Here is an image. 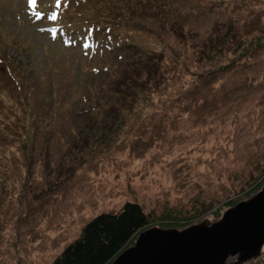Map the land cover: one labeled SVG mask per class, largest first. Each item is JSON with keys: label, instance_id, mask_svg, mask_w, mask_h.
Masks as SVG:
<instances>
[{"label": "rangeland", "instance_id": "obj_1", "mask_svg": "<svg viewBox=\"0 0 264 264\" xmlns=\"http://www.w3.org/2000/svg\"><path fill=\"white\" fill-rule=\"evenodd\" d=\"M36 3L0 0V264H50L127 201L213 223L264 185V0ZM98 10L123 39L85 48Z\"/></svg>", "mask_w": 264, "mask_h": 264}, {"label": "water", "instance_id": "obj_2", "mask_svg": "<svg viewBox=\"0 0 264 264\" xmlns=\"http://www.w3.org/2000/svg\"><path fill=\"white\" fill-rule=\"evenodd\" d=\"M264 250V185L213 223L149 227L110 264H244ZM235 257L233 262H227Z\"/></svg>", "mask_w": 264, "mask_h": 264}, {"label": "trees", "instance_id": "obj_3", "mask_svg": "<svg viewBox=\"0 0 264 264\" xmlns=\"http://www.w3.org/2000/svg\"><path fill=\"white\" fill-rule=\"evenodd\" d=\"M110 5L116 6L114 3H110ZM153 7L161 9L162 2L154 3ZM98 11L99 13L96 14V17L103 18L100 20L101 23L97 21L99 26L96 27V31L95 28L92 30L93 35L90 36L88 31L87 35H84V38L87 37L89 41L97 44L98 41L96 38L105 37L107 41H109L111 39L115 40L116 36L118 39H123L118 35V31H124L127 27L126 24L121 23L119 18L111 17L110 12ZM56 13L58 15L59 11H56ZM100 24H103V27H101ZM97 31H99V33H96ZM118 39L116 40L118 41ZM117 43L113 44L109 51L116 50V47L127 45L133 47L132 45H134L132 43L127 44V42H119V46H116ZM237 46L239 47V44ZM118 89L119 86H113L109 89L108 93L113 97L121 96V105L125 103L124 99L127 98L124 97L125 95ZM255 187L252 185L245 194L250 196L256 189ZM236 202H238V199L228 201L229 206L234 205ZM191 219V217H188L183 221H173V223L161 220L158 225H160L161 228H183L192 222ZM152 224L156 225V223L151 221L150 217L144 212L139 203L127 201L115 213H99L91 218L82 227L79 236L64 247L50 264H110L123 250L133 244L134 239L140 232L149 228ZM259 259L260 260H257L255 264H264V257Z\"/></svg>", "mask_w": 264, "mask_h": 264}, {"label": "snow or ice", "instance_id": "obj_4", "mask_svg": "<svg viewBox=\"0 0 264 264\" xmlns=\"http://www.w3.org/2000/svg\"><path fill=\"white\" fill-rule=\"evenodd\" d=\"M28 4L29 6H34L36 4V0H28ZM56 6L59 7L60 6V0H56ZM35 16L37 18V20H39L42 16V13L40 12H36L35 13ZM48 19L49 20H52V21H55L57 20V13L56 12H52L49 16H48ZM45 29H41V31H44ZM50 32L53 33V35H55V32H56V29L55 28H52V29H49ZM87 37L84 38V44H83V47L85 48H88L89 47V44L87 43ZM74 42V41H73Z\"/></svg>", "mask_w": 264, "mask_h": 264}, {"label": "bare ground", "instance_id": "obj_5", "mask_svg": "<svg viewBox=\"0 0 264 264\" xmlns=\"http://www.w3.org/2000/svg\"><path fill=\"white\" fill-rule=\"evenodd\" d=\"M37 3H38V2H37ZM37 3H36V4H37ZM26 4H27V3H26ZM34 6H35V5H34ZM40 11H41V10H40Z\"/></svg>", "mask_w": 264, "mask_h": 264}]
</instances>
